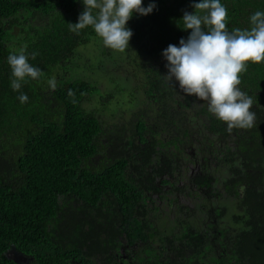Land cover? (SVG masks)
<instances>
[{
    "label": "trees",
    "instance_id": "obj_1",
    "mask_svg": "<svg viewBox=\"0 0 264 264\" xmlns=\"http://www.w3.org/2000/svg\"><path fill=\"white\" fill-rule=\"evenodd\" d=\"M199 2L143 0V7L154 3L155 8L148 15L134 13L126 25L133 32L130 41H136L133 53L124 51L119 62L102 46L88 65L80 62L79 49L98 42L99 35L92 26L78 33L70 28L85 10L83 0H0V264H16L4 255L12 245L32 256L34 264H56L61 258L79 257L85 243L96 252L97 246L106 249L118 236L135 238L148 198L161 189L156 176L162 172L163 199L187 226V239L196 240L180 243V255H192L197 264H225L224 257L230 258L227 264H264V61H248L240 73L238 87L254 101L251 128L229 131L226 122L209 112L206 101L184 93L174 77H165L168 62L162 52L187 40L191 30L181 28V19L185 12H199L193 7ZM220 3L228 11L229 32L250 30V17L264 12V0ZM24 46L28 62L43 75L26 77L14 91L7 58ZM105 55L115 59H109L113 68L117 62L132 64V69L124 67L134 83L126 91L131 105L141 92L135 100L139 108L130 107L127 118L109 126L96 109L84 105L93 95L102 100L101 108L108 109L112 101L121 104L113 93L103 97L97 78H91ZM124 89L117 85L115 91ZM21 93L27 102L21 103ZM189 115L234 144L217 145L225 174L212 175L208 161L204 171L194 173L192 187H180L169 176L183 170L180 156L186 161ZM213 181L221 185L215 187ZM178 189L201 198L202 205L211 201L215 206L190 214L189 206L170 198ZM195 246L190 254L187 248Z\"/></svg>",
    "mask_w": 264,
    "mask_h": 264
},
{
    "label": "clouds",
    "instance_id": "obj_2",
    "mask_svg": "<svg viewBox=\"0 0 264 264\" xmlns=\"http://www.w3.org/2000/svg\"><path fill=\"white\" fill-rule=\"evenodd\" d=\"M83 3L85 10L79 15L78 23L70 24L71 30L78 33L92 26L106 47L121 52L128 49L133 35L126 26L133 14L148 15L155 8L154 3L143 7V0H83ZM193 7L199 12H185L181 19V28L191 30L187 40L182 38L179 46L169 44L162 52L168 62L165 77L169 81L174 77L184 93L206 101L209 112L226 122L229 131L251 128L256 121L255 112L250 111L254 101L238 85L240 73L246 71V62L264 61V12L257 11L250 17V30L237 28L229 32L228 11L220 0H200ZM25 48L7 58L14 77L11 81L14 91L21 89L26 77L37 79L43 75L28 62ZM36 55L33 52L32 58ZM49 84L53 90L56 88L55 79L49 80ZM69 95H73L71 90ZM19 99L25 103L28 96L21 93Z\"/></svg>",
    "mask_w": 264,
    "mask_h": 264
},
{
    "label": "flooded vegetation",
    "instance_id": "obj_3",
    "mask_svg": "<svg viewBox=\"0 0 264 264\" xmlns=\"http://www.w3.org/2000/svg\"><path fill=\"white\" fill-rule=\"evenodd\" d=\"M196 120L198 121V118ZM204 128H208L214 137L220 136L218 132L210 128L209 124H205ZM189 140L191 141V136ZM196 144H199V141L195 140L194 142L191 141V143L186 141L184 150V155H187L186 161L182 160L183 156H180L181 169L183 170L174 173L175 176L173 177L169 176L171 180L176 179L177 185L180 187H185L188 184L192 187L194 173L199 174L201 171H204L202 167L210 159L213 161L212 172L223 167L226 173L223 155L219 152L218 147L215 148L213 146V152L207 153L202 150V147H195ZM207 144L210 145L208 138L205 140V145ZM233 144L232 142L231 145ZM187 147H189L188 150H186ZM199 160L201 161V166ZM187 170L190 172L189 175L184 174V171L188 172ZM163 177H166V174L163 176V172L156 176V184H160L161 189L151 193V197L148 198V206L144 209V215L140 218L139 233L137 235L135 233V238L118 236L106 249H102L100 245L97 246L96 252H90L87 248L88 243H85L82 246L83 248L79 257L61 258L57 260L56 264H197L195 260L190 258L192 255H187L186 252L183 255L179 254V249L181 248L180 243L182 244L184 242V244H189L196 240L191 236L187 239V226L181 225L179 220H176V212L174 211L176 209L174 206L167 204V202H170L168 199H163ZM218 181L221 182L220 179ZM218 181H213V186L219 187L221 184ZM170 198H177L176 202L178 205L186 204L189 206L191 208L190 214H193V212L200 213L201 210L199 209L202 206V208L206 207L207 209L215 206L211 201H207L205 205H202L204 202L201 201V198L194 199V197L186 196L179 189ZM196 200L200 201V203L197 204ZM195 216L197 217L199 215L195 214ZM184 218L191 220L190 217ZM196 227L192 226L191 228L196 230ZM195 248L197 246L187 248V251L191 254ZM229 262L230 258L224 257V263L227 264ZM20 264H34L33 257L25 255V261Z\"/></svg>",
    "mask_w": 264,
    "mask_h": 264
},
{
    "label": "rangeland",
    "instance_id": "obj_4",
    "mask_svg": "<svg viewBox=\"0 0 264 264\" xmlns=\"http://www.w3.org/2000/svg\"><path fill=\"white\" fill-rule=\"evenodd\" d=\"M97 41L98 42H90L87 47L79 49V55H80V62L82 63H87L88 65L91 62H95L94 58L95 56H98V51L102 46H105L103 43V39L100 36H97ZM137 48L136 46V41L129 42V47L125 51H128L130 53H133L132 50ZM112 52L111 54L115 56V59L117 58L120 62V56H123L122 53L119 50H114L109 48ZM95 56H94V55ZM113 56V57H114ZM142 56V55H141ZM105 58L102 60L103 65L101 66L102 68L99 69L96 66H94L93 71L96 73L91 76V78H97L96 80L98 81V86L100 88V93L102 96H108L110 94H114L115 97L118 98L117 101H119V98L121 100V104L116 105V101L110 102V105L107 108L102 107L101 108V102L102 100L99 98L97 95H93L90 97V100H86L84 102L85 107L89 109H96V113L98 114L99 118L102 119L107 126L113 125V124H119L122 122L124 119L128 117V109L130 107H136L139 108V105L135 103V100L141 96V92H137L136 99L133 101L132 105L129 103L130 97L126 93L127 90L132 89L134 86V83L132 84V80L126 77L125 74L129 75V70L127 68H124L126 64L130 66L132 69V64L127 63L126 61L122 63H116L115 68L109 66V59L115 60L114 58H110L108 55L104 56ZM122 66V69L119 70V67ZM111 67V68H110ZM117 67V68H116ZM126 69V70H125ZM130 69V70H131ZM135 70V69H133ZM121 71V72H120ZM138 72V70H137ZM139 73V72H138ZM141 75L139 74L137 78H140ZM120 85L124 87L125 89L122 90L123 92H118L115 91L116 86ZM113 108H116L115 111H113ZM193 115H189V123L192 124V133H191V141L194 142L195 140L199 141V144H196L195 147H202V150L206 151L207 153L213 152L214 147L217 148V145H222L224 142L227 143L228 145L232 144V141L229 138H219V137H214L208 130V128H204L199 124V122L196 119H191L193 118ZM208 138L210 140V145L207 144L205 145V140ZM214 143V147L211 146V144ZM189 147H187L186 150H188ZM201 150V149H200ZM199 164L201 166V161L199 160ZM210 165H213V161L210 159ZM224 168L220 167L218 170L211 172L216 177L222 176L225 174ZM186 175H189L190 172H186ZM196 203L199 204L200 201L196 200ZM165 223V221H163Z\"/></svg>",
    "mask_w": 264,
    "mask_h": 264
},
{
    "label": "water",
    "instance_id": "obj_5",
    "mask_svg": "<svg viewBox=\"0 0 264 264\" xmlns=\"http://www.w3.org/2000/svg\"><path fill=\"white\" fill-rule=\"evenodd\" d=\"M4 255L5 257L11 259L17 264H20L21 262L25 261V255L18 252L13 245L7 251H5Z\"/></svg>",
    "mask_w": 264,
    "mask_h": 264
}]
</instances>
